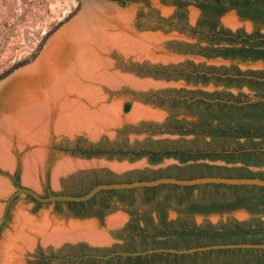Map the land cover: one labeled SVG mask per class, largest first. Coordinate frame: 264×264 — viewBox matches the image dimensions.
<instances>
[{
	"label": "water",
	"instance_id": "95a60500",
	"mask_svg": "<svg viewBox=\"0 0 264 264\" xmlns=\"http://www.w3.org/2000/svg\"><path fill=\"white\" fill-rule=\"evenodd\" d=\"M0 264H264V0H90L0 81Z\"/></svg>",
	"mask_w": 264,
	"mask_h": 264
},
{
	"label": "rangeland",
	"instance_id": "374dc122",
	"mask_svg": "<svg viewBox=\"0 0 264 264\" xmlns=\"http://www.w3.org/2000/svg\"><path fill=\"white\" fill-rule=\"evenodd\" d=\"M89 1L79 0L76 14L83 8V2ZM77 5V0H0V75L29 58L42 38L63 22Z\"/></svg>",
	"mask_w": 264,
	"mask_h": 264
},
{
	"label": "trees",
	"instance_id": "16d2710c",
	"mask_svg": "<svg viewBox=\"0 0 264 264\" xmlns=\"http://www.w3.org/2000/svg\"><path fill=\"white\" fill-rule=\"evenodd\" d=\"M78 2V5L77 7L75 8V10L70 13L65 19L63 22L59 23L56 27H54L52 30H50L41 40V42L39 43V45L37 46V49L35 50V52L27 59L23 60V61H20L14 65H12L9 69H7L6 71H4L1 75H0V81L4 78H6L8 75H10L11 73H13L15 70L33 62L36 57L38 56L39 52L41 51L43 45L45 44L46 40L48 39V37L50 35H52L61 25H63V23L67 22L71 17H73L76 12L79 10L80 8V2L79 0H77Z\"/></svg>",
	"mask_w": 264,
	"mask_h": 264
},
{
	"label": "bare ground",
	"instance_id": "6f19581e",
	"mask_svg": "<svg viewBox=\"0 0 264 264\" xmlns=\"http://www.w3.org/2000/svg\"><path fill=\"white\" fill-rule=\"evenodd\" d=\"M86 4L88 3V2H85Z\"/></svg>",
	"mask_w": 264,
	"mask_h": 264
}]
</instances>
